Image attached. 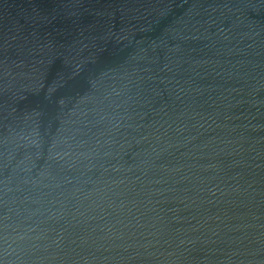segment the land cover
I'll return each mask as SVG.
<instances>
[{
    "label": "water",
    "instance_id": "95a60500",
    "mask_svg": "<svg viewBox=\"0 0 264 264\" xmlns=\"http://www.w3.org/2000/svg\"><path fill=\"white\" fill-rule=\"evenodd\" d=\"M0 264H264V0H0Z\"/></svg>",
    "mask_w": 264,
    "mask_h": 264
}]
</instances>
